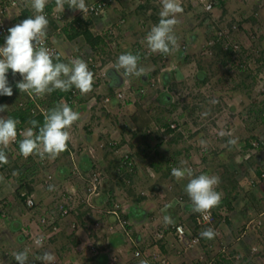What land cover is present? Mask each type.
<instances>
[{
  "label": "crops",
  "instance_id": "1",
  "mask_svg": "<svg viewBox=\"0 0 264 264\" xmlns=\"http://www.w3.org/2000/svg\"><path fill=\"white\" fill-rule=\"evenodd\" d=\"M156 2L157 0H113L102 14L83 16L79 10L68 8L67 4L64 5L63 12L59 11L55 0H48L44 12L49 21L47 36L57 49L53 56L54 63H67L73 58L86 61L89 55L98 57L95 59L96 65H91L90 70L94 74L92 91L86 95L79 93L77 102L72 106L69 105L74 111L80 113V119L69 129L71 140L67 150L50 161V168L54 171L55 183L68 186L71 184L70 186L75 188L78 199L84 196L83 188L79 185L82 179L78 177V173L87 176L93 170H100L105 175L102 176L99 190L91 195L90 203L84 200L79 201L72 214L59 220L57 229L45 228L47 240L42 249L35 247L32 252H29L28 257L33 256V253L42 255L43 252L49 251L59 259H56L55 264H140L141 261H150L152 264H264V244H262L264 178L262 181L260 178L255 185L253 183L250 185L249 181L241 178L236 170L234 175H232L233 171L227 170L225 159L216 161V165L223 167L219 172H222L225 177L224 180H220L217 188V191L222 193L221 202L211 209L216 214L217 222L198 224L195 220L196 213L191 210V201L184 191L188 182L187 178L177 181L171 175L172 167L167 165L165 158H161V153L158 154L161 147L169 146L171 142L179 137H185L186 134L182 123L179 122L176 129H168L165 133L156 130L153 125L157 119L154 120L152 109L157 106L152 104H159L162 100L167 101L163 96H166L165 92L171 88L170 82L174 80L178 64L188 60V51L182 50L180 44H195L201 34L199 29L196 30L195 25L193 29H187L188 26L182 23L181 17L177 15L178 24L175 34L178 46L171 53L165 54L170 57L169 62L164 66L153 64L154 67H152L155 68L162 82L160 89L151 98L153 103L149 105L145 103L146 95H140L134 102L127 100L123 102L114 96L115 90L123 84L128 83L136 90L147 81L149 74L156 72L142 63L144 57L152 54L151 52L148 54L149 50L143 43V39L159 20L157 17L159 5ZM183 3V11H189L185 19L191 24H193L190 20L191 10L196 15L205 13L202 11L204 9L200 0H183L181 4ZM229 4H231L229 0H218L213 9L220 11V8H217L220 5L226 13ZM232 12L234 11L231 10L228 13L232 14ZM34 14L30 6H27V0L21 2L8 15V28L14 26L19 19L28 18ZM85 31L89 36L85 35ZM180 33H183L185 38L181 39ZM125 52L140 56L139 66L145 68V75L129 77L124 74L123 69L116 68L118 56ZM153 54V57L158 58L161 53ZM56 56L60 57L59 61L55 59ZM99 69L104 71V75L99 76ZM16 91L18 90H15L13 95H18L19 92ZM59 91L55 90L49 95L51 99L48 103L51 108L60 103L61 96L58 95V98L55 96L57 94L55 92ZM24 94L22 93L23 97H25ZM107 94L110 95V100L104 102L103 97ZM5 101L0 105H4ZM120 112L123 113L122 116L118 115ZM0 115L5 118L11 117L8 110ZM174 121V118L168 122L157 120L164 125ZM148 138L155 143L151 151L148 149V144L144 145ZM140 144L141 147H139ZM126 147L130 151L140 152L143 158L154 155L151 156V171L156 175L149 177V183H147L150 184L148 188L154 192L152 195L134 197L126 193L121 195V198L117 197L118 190L124 189L120 186L123 182L120 178L126 172L127 166L122 164L121 152ZM188 148L190 144L185 145L179 157H187L184 161L189 163ZM216 152L218 156L224 158L238 156L231 151H226L224 154V151L218 149ZM216 152H211L208 156L212 157ZM31 159L33 158L26 161ZM249 159L257 163L262 160L256 154ZM27 162L22 161L23 165H27ZM8 163L5 164L10 171L8 173L14 174L21 170L20 162ZM142 163H136V168L143 166ZM12 164L15 166L12 167ZM259 166L252 172L259 174L258 169L264 170L262 164ZM72 176L75 178L73 179ZM77 178L79 181H73ZM9 184L14 189L18 186L14 180H10ZM5 186L7 187L8 184H2L0 181V200L5 196L10 198L13 195ZM38 187H40L39 184L33 185L31 193L34 196L35 194L38 196V191L41 190ZM162 191L164 193L161 194ZM22 192H26V189ZM3 201L5 204V199ZM43 201L48 202V206L40 214L56 212L58 198L46 197ZM37 202H41L39 196ZM114 203L119 204L116 213L109 211ZM166 214L172 217L174 224L183 223L187 234L197 235L198 242L190 245L183 244L175 234L174 224L164 225L163 216ZM120 219L122 224L119 222ZM73 220L76 224L74 227L71 225ZM96 220L101 221L98 227H94L93 224ZM9 222L10 230L8 232L1 230L2 234L8 233L11 238H17L5 252L23 251L26 243L23 242L24 238L18 230V222L15 219ZM13 223L16 224L13 225ZM109 226L113 228L109 229ZM206 228L215 230L216 235L213 239L208 240L199 236V233ZM91 245L97 247L96 252L91 250ZM258 245L261 251L255 254L254 250H258ZM3 248L0 244V252ZM136 251L140 254L136 255ZM41 263L36 261V264ZM0 264L9 263L0 257Z\"/></svg>",
  "mask_w": 264,
  "mask_h": 264
},
{
  "label": "rangeland",
  "instance_id": "2",
  "mask_svg": "<svg viewBox=\"0 0 264 264\" xmlns=\"http://www.w3.org/2000/svg\"><path fill=\"white\" fill-rule=\"evenodd\" d=\"M182 1L178 0L183 8L184 3L181 4ZM242 1L229 0L231 4L227 6L226 13L220 5L217 6V8H220V11H214V9L211 11L202 10L205 11L203 15H196L191 10L190 20L193 24L185 19L187 18L185 15L189 14V11L177 14L179 15L178 17H181L182 23L188 26L187 29H193L195 25V29H199V33L201 34H199V40L195 44L185 43L186 47L184 48L180 44L182 50L186 49L188 51V60L181 61L178 64L173 77L174 80L170 82L171 88L165 92L169 98L163 96L167 101L162 100L159 104L153 103V100L151 101V98L154 97V94L162 85L157 71L152 67H154L153 64L164 66L169 62L170 57H167L165 54H160V57L155 58L153 57L154 54H150L149 52L148 54L150 55L148 57H142L143 65L145 67L149 66L148 68L151 67L150 69L156 71L148 75V78L154 77L156 79L155 86L147 85L146 81L136 90L131 86L130 88L133 91L135 100L140 95H146L144 97L145 103L148 105L153 103L152 105L157 106V108L154 107L152 109L154 120L168 122L174 118L176 123H182L184 133L186 134L185 137H179L174 142H171L169 146L165 145V147H161L159 145L161 148L158 150V154H162L161 158L166 159L165 161L168 166L172 168L191 167L194 175H217L220 177V180H224L223 173L219 172L223 167L216 165V163L225 159L226 167H228L227 170L233 171L232 175L235 174L234 170H236L241 178L249 181L250 185L251 183L255 185L260 178H263H259L258 175L264 171L260 170L259 174L252 172L256 171L257 167H260L259 165L262 164V167L264 166V0ZM156 4L159 5L157 10V13H159L161 10L160 0H157ZM231 10L234 12L229 14L228 12ZM157 17L159 18V16ZM180 34L179 36H182L181 39L185 38V35L183 37V33ZM10 78L14 82H18L17 77L10 76ZM141 87L146 88L145 92H140L139 89ZM16 92H19L18 95L11 96V99L8 98L4 103V105L9 106L8 111L16 109L18 100L23 97L19 90ZM118 115L122 116L123 113L120 112ZM157 120L155 122L158 124ZM25 127L27 129L29 126L25 125ZM221 132L228 133L229 135L221 136ZM230 138L237 141L234 146H231V150L226 147V142ZM201 139L207 141L206 150L199 144ZM191 141L193 142L191 143ZM145 144H148V149L151 151L155 143L148 138L145 140ZM188 144H190V148H188L190 154L189 163L184 161L187 157H179L180 152L183 153L185 145ZM139 147H141V144ZM218 149L224 151V154H226V151H231V153L233 152L238 156L237 158L234 155L225 158L218 156V152H216ZM127 151L133 156L134 163L133 166L126 167L127 170L123 173V177H119L123 181L122 184L120 183V186L124 189L118 190L117 197L121 198V195H125L126 193L132 194L134 197L137 195L140 197L152 195L154 192L148 188L150 184L147 183H149V177L156 175L151 171V159L154 155H144L145 158H143L140 152L130 151L126 147L121 152L122 160L124 159L123 154ZM211 152L216 153L212 157L208 156ZM5 154L9 163H16L18 161L23 165V163L29 161L27 165H21V170L14 174L8 173L10 171L5 165L0 167V177H3V180L5 179L4 182L2 180V184L7 183L8 186H5L7 191L13 193L10 198L5 196L6 202L5 204L3 203L4 205H1L4 215L0 216V244L4 248L0 252V257L9 264H16L12 256L14 252L8 253L5 250L10 249L12 243L16 242L15 238L17 237L13 239L8 233L7 235L2 234L1 230L8 232L10 230L9 220L15 219L18 222L17 226L21 234L22 226L32 219L36 220L43 209L48 206V202L43 200L46 197L59 199L61 196L60 191L64 190L68 185L56 184L54 176L51 181L54 190L50 191L49 186L42 184L46 173L49 172L54 175L53 169L50 168V159H47L45 164H39L34 158L26 161L19 154V149L15 148L12 144L5 149ZM254 154L259 159H262L259 163L250 161L249 158H252ZM181 161L185 163L181 164ZM139 162H143L142 168L139 166L136 168L135 164ZM13 166L15 165L12 164ZM104 175V172L100 171V179ZM72 178L74 179L75 177L72 176ZM78 179L73 181H79ZM10 180L18 183L15 189L9 186L11 185L9 184ZM21 182L32 186L39 184L40 187L38 188H41L38 191L41 202H37L38 196L35 194L36 205L33 208H28L25 202H23L24 198L21 191L25 189L19 188ZM79 183L81 185L82 180ZM15 224L13 223V225ZM262 238L264 241V235ZM263 241L262 244H264ZM259 247L258 245V250H254L256 251L254 252L255 254L261 251ZM32 249H35L34 245ZM32 255L30 256L31 258L39 261L37 257L41 255L40 253H33ZM54 257L56 258V256Z\"/></svg>",
  "mask_w": 264,
  "mask_h": 264
},
{
  "label": "clouds",
  "instance_id": "3",
  "mask_svg": "<svg viewBox=\"0 0 264 264\" xmlns=\"http://www.w3.org/2000/svg\"><path fill=\"white\" fill-rule=\"evenodd\" d=\"M47 3L48 0H27V6H30L35 14L7 29L8 35L3 46H0V96L13 95L7 75L9 70L13 77L16 74L22 77L16 83L20 93L42 97L55 90L67 92L73 87L81 95L92 91L94 74L83 59L73 58L67 63H54L53 55L45 45L49 21L43 13ZM55 4L62 12L65 4L68 8L79 10L83 14L88 11L85 0H55ZM160 5L158 23L147 32L143 43L151 53L169 54L178 46L175 28L178 24L177 14L182 13L183 8L178 0H160ZM55 59L59 61L60 57L56 56ZM139 60L138 54L122 53L116 60V68L123 69L124 74L129 77L143 76L146 70L139 66ZM8 107L6 104L0 105V113L6 112ZM79 119V112L74 111L66 103H58L45 114L42 125L34 119L29 121L31 126L21 133L23 139L19 141V154L25 158L35 155L40 159L54 160L67 150L71 140L69 129ZM17 124L18 121L14 118L0 115V165L8 162L4 149L16 141ZM35 129L38 131H34ZM220 135L229 134L221 132ZM236 142L235 139L230 138L226 142V147L231 150V146ZM199 144L206 150L207 141L201 139ZM184 163L181 161V164ZM171 175L177 181L187 178L184 191L191 201L192 212L204 215L220 204L222 193L217 191L220 184L219 176L194 175L191 167H174L171 169ZM2 180L3 177H0V181ZM49 190H54V186L50 185ZM163 223L168 226L175 221L166 214L163 216ZM215 235L213 228H206L199 233L201 238L208 240L213 239ZM43 242L42 235L34 239L37 247H43ZM29 251L30 249L25 248L23 251L12 253L16 264H27ZM37 259L42 264H54L55 257L53 253L45 251ZM140 264H148V262L141 261Z\"/></svg>",
  "mask_w": 264,
  "mask_h": 264
},
{
  "label": "built area",
  "instance_id": "4",
  "mask_svg": "<svg viewBox=\"0 0 264 264\" xmlns=\"http://www.w3.org/2000/svg\"><path fill=\"white\" fill-rule=\"evenodd\" d=\"M26 0H0V46H3L5 42V37L8 35L7 29L9 27L8 23V15L13 12V9L16 8L21 2ZM113 0H92V1H85L86 5L88 6L87 13L81 15L83 16H95L100 15L103 13L105 8L112 2ZM202 3V7L205 11H211L214 8V5L218 2V0H200ZM45 15V12L43 13ZM26 18H21L17 21V23H20L22 20ZM16 23V24H17ZM45 45L50 49L52 55L54 56L57 49L55 45L53 44L52 40L49 39V37L46 35L45 38ZM181 47H186V44L183 43ZM96 58L93 55H89L86 59V63L88 64L89 70H91V65H96ZM9 75L13 77L11 70H9ZM99 76L104 75V71L99 69L98 71ZM15 77H17L18 81L22 79V77L19 74H16ZM156 79L154 77L147 79V85L149 86H155ZM145 87H141L139 90L140 92H145ZM79 95V91L73 87L71 90H69L65 95H62L60 97V103H66L67 105H74L77 102ZM114 96L118 98L120 101L125 102L126 100L134 101L133 91L130 88V85L128 83L123 84L122 87L118 88L114 92ZM49 98V94H45L42 97H36L33 95H29L26 93L25 97H22L18 100V106L20 108H25L29 103H31L30 110L34 114H41L45 116V114L51 109V106L47 102ZM110 100V95L107 94L103 97L104 102H108ZM155 129L160 132H167L168 129H176L177 123L176 122H170L168 125H164L161 123H155L154 125ZM26 129L25 126H17V138L18 136H22L21 133L24 132ZM17 140V139H16ZM111 144H115L116 142H110ZM22 156V155H21ZM124 159L122 160V164L124 166L130 167L133 165V156H131L130 152L127 151L123 154ZM23 157V156H22ZM30 157H33L39 164H45L47 162V158L40 159L38 156L30 155L25 159H29ZM78 177L82 179L81 187L83 188L84 196L81 199L76 198V192L75 188L72 186H66L64 190L60 191V198L56 202V212L49 211L43 214H40L37 219L31 220L29 223H25L24 226L21 228V234L24 238V241L26 243L25 248L30 249L29 252H32V246L34 245V239L37 236H44V242L47 240V235L45 233V228L50 227L52 229L58 228L59 220L62 218H65L66 216H69L74 212V210L77 208L79 201H86L90 203L91 195L98 191L99 183L101 181L100 172L97 170H93L88 176H82L81 173H78ZM264 177V171L260 173L259 178ZM53 179V175L51 173H46V175L43 177L42 184L45 186H50L51 181ZM22 195L25 197V205L28 208H33L36 205L35 197L32 193L22 192ZM4 199L0 200V216L4 215V211L1 209V205L4 203ZM119 206L118 203H114L113 207L109 209V211L116 213L117 207ZM101 211V210H100ZM213 219V212L210 211L207 214L201 215L197 214L195 216V220L198 224H203L207 222H211ZM119 222L122 224V220L120 219ZM94 227H98L101 225L100 220L94 221ZM72 227L76 226L74 220L71 222ZM112 226H109V229H112ZM175 234L177 238L185 245H190L193 243L198 242L199 237L197 235H189L186 232L185 225L183 223H176L173 225ZM38 248V247H37ZM42 249V247H39ZM91 250L93 252L97 251V247L94 245H91ZM40 249V250H41ZM136 255H139L140 253L138 251L135 252ZM56 259L54 260V264L56 262ZM148 264H152L150 261H147ZM27 264H36V261L34 258L28 257ZM42 264V263H41Z\"/></svg>",
  "mask_w": 264,
  "mask_h": 264
},
{
  "label": "trees",
  "instance_id": "5",
  "mask_svg": "<svg viewBox=\"0 0 264 264\" xmlns=\"http://www.w3.org/2000/svg\"><path fill=\"white\" fill-rule=\"evenodd\" d=\"M85 35H86V36H89L87 31H85ZM89 39H90V37H89ZM7 75H8L9 85L12 87L13 92H14L15 90H19V89L16 87V83H17V82H14L13 80H11L9 73H8ZM67 92H68V91H67ZM67 92H62V91L55 92V93H57L55 96H56V97H57L58 95H59V96H62V95H65ZM25 95H26V93L24 94V96H25ZM56 97H55V98H56ZM8 98H9V96H0V103L3 102V101H5V100H7ZM57 98H58V97H57ZM49 99H51V97L48 98L47 102H49ZM30 107H31V103H29L25 108H20L19 106H17L16 109H13V110H10V111H9V114H10L11 118H14L15 120L18 121L17 126H25V125H28V126L30 127L31 125L29 124V121H30V120H33V119H34V120H37V121L40 123V125L43 124L44 116L41 115V114H34L33 112H31ZM51 109H52V108H51ZM261 110H262V109H261ZM162 124H163V123H162ZM34 131H38V129H35ZM21 139H23V136H20V135H19L18 138H17V140H16L15 142H13L12 145H13L15 148L19 149V141H20ZM30 158H31V157H30ZM32 158H33V157H32ZM3 165H5V164L0 165V167L3 166ZM258 170H259L258 173L261 172L260 169H258ZM263 178H264V177H263ZM263 178H261V179H263ZM19 188H20V189H22V188L26 189V192H27V193H31L32 190H33V186H32V185H30V184L27 185V184L22 183V182L20 183V187H19ZM19 191H20V190H19ZM23 198H24V196H23ZM197 214H198V213H196L195 216H196ZM212 221H213V222H217V220H216V214H215V213H213V219H212Z\"/></svg>",
  "mask_w": 264,
  "mask_h": 264
}]
</instances>
